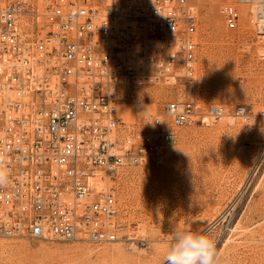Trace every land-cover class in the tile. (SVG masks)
<instances>
[{
	"label": "built area",
	"instance_id": "built-area-1",
	"mask_svg": "<svg viewBox=\"0 0 264 264\" xmlns=\"http://www.w3.org/2000/svg\"><path fill=\"white\" fill-rule=\"evenodd\" d=\"M221 13L239 26L237 6ZM197 33L192 0H0V235L121 239L118 170L158 165L179 127L229 115L195 96ZM161 83L153 128L127 122L120 102ZM234 115L251 119L242 104Z\"/></svg>",
	"mask_w": 264,
	"mask_h": 264
},
{
	"label": "rangeland",
	"instance_id": "rangeland-1",
	"mask_svg": "<svg viewBox=\"0 0 264 264\" xmlns=\"http://www.w3.org/2000/svg\"><path fill=\"white\" fill-rule=\"evenodd\" d=\"M192 2L199 43L195 96L205 109L225 106L228 117L179 127L158 165L118 170L112 184L118 219L127 225L121 239L0 235V264H166L170 237L191 230L218 239V251L232 264H264V0ZM228 3L241 12L234 29L221 13ZM168 90L164 83L134 89L119 111L151 130V115L163 110ZM239 104L251 113L248 122L234 115Z\"/></svg>",
	"mask_w": 264,
	"mask_h": 264
},
{
	"label": "clouds",
	"instance_id": "clouds-1",
	"mask_svg": "<svg viewBox=\"0 0 264 264\" xmlns=\"http://www.w3.org/2000/svg\"><path fill=\"white\" fill-rule=\"evenodd\" d=\"M6 179V171L0 167V185L5 184ZM170 239L166 264H232L229 257L221 255L216 240L208 234L177 231Z\"/></svg>",
	"mask_w": 264,
	"mask_h": 264
},
{
	"label": "bare ground",
	"instance_id": "bare-ground-1",
	"mask_svg": "<svg viewBox=\"0 0 264 264\" xmlns=\"http://www.w3.org/2000/svg\"><path fill=\"white\" fill-rule=\"evenodd\" d=\"M263 10V9H262ZM261 9H260V11H262ZM264 11V10H263ZM262 13H264V12H262Z\"/></svg>",
	"mask_w": 264,
	"mask_h": 264
}]
</instances>
